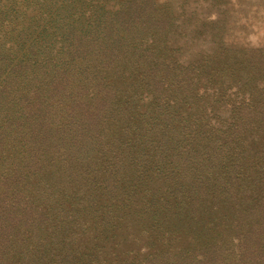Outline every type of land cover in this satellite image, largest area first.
Returning a JSON list of instances; mask_svg holds the SVG:
<instances>
[{
	"label": "trees",
	"instance_id": "16d2710c",
	"mask_svg": "<svg viewBox=\"0 0 264 264\" xmlns=\"http://www.w3.org/2000/svg\"><path fill=\"white\" fill-rule=\"evenodd\" d=\"M175 19L0 0V264H264V54L186 61Z\"/></svg>",
	"mask_w": 264,
	"mask_h": 264
},
{
	"label": "rangeland",
	"instance_id": "374dc122",
	"mask_svg": "<svg viewBox=\"0 0 264 264\" xmlns=\"http://www.w3.org/2000/svg\"><path fill=\"white\" fill-rule=\"evenodd\" d=\"M175 14L174 45L186 61L213 56L221 50L231 53L264 54V0H157ZM122 229L116 241L123 249L147 247V235ZM167 238L160 247L165 246ZM112 253L111 246L107 249Z\"/></svg>",
	"mask_w": 264,
	"mask_h": 264
}]
</instances>
